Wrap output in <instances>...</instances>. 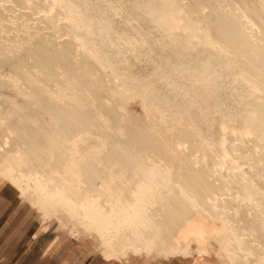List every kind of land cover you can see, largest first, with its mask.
Wrapping results in <instances>:
<instances>
[{
  "label": "bare ground",
  "instance_id": "1",
  "mask_svg": "<svg viewBox=\"0 0 264 264\" xmlns=\"http://www.w3.org/2000/svg\"><path fill=\"white\" fill-rule=\"evenodd\" d=\"M0 183L103 264H264V0H0Z\"/></svg>",
  "mask_w": 264,
  "mask_h": 264
},
{
  "label": "rangeland",
  "instance_id": "2",
  "mask_svg": "<svg viewBox=\"0 0 264 264\" xmlns=\"http://www.w3.org/2000/svg\"><path fill=\"white\" fill-rule=\"evenodd\" d=\"M10 189L0 183V264H56L54 254L59 258H65L76 251L81 258L89 255L92 261L87 264H103L107 260L106 247L98 240L96 243L83 242L79 239L68 240L54 223L40 224L35 211L29 208L13 189L12 191ZM62 236L65 238L63 244L52 251V245ZM140 262L141 260L133 263ZM171 262L184 264L185 261L171 257L156 260L151 264H171Z\"/></svg>",
  "mask_w": 264,
  "mask_h": 264
},
{
  "label": "crops",
  "instance_id": "3",
  "mask_svg": "<svg viewBox=\"0 0 264 264\" xmlns=\"http://www.w3.org/2000/svg\"><path fill=\"white\" fill-rule=\"evenodd\" d=\"M75 253L67 255L65 258H59L56 254H54V260L56 261V264H87L88 262L92 261L89 258V255H86L84 256V258H81L79 257L80 254L78 252L76 254Z\"/></svg>",
  "mask_w": 264,
  "mask_h": 264
}]
</instances>
